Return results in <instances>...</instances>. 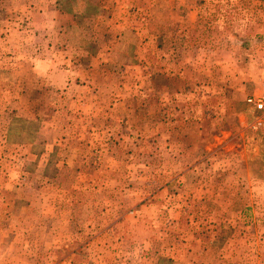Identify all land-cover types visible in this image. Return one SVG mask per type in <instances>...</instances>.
<instances>
[{"label": "rangeland", "instance_id": "1", "mask_svg": "<svg viewBox=\"0 0 264 264\" xmlns=\"http://www.w3.org/2000/svg\"><path fill=\"white\" fill-rule=\"evenodd\" d=\"M183 1H63L82 34L115 6L125 27L117 100L74 102L37 86L29 0H0V264H264V133L246 103L264 91V0ZM154 29L172 77L147 68Z\"/></svg>", "mask_w": 264, "mask_h": 264}, {"label": "crops", "instance_id": "2", "mask_svg": "<svg viewBox=\"0 0 264 264\" xmlns=\"http://www.w3.org/2000/svg\"><path fill=\"white\" fill-rule=\"evenodd\" d=\"M63 1L65 2L66 0H29L27 5H25L26 8H20L22 13L27 12V14H25L26 18H31L33 25L32 32H34L35 36L34 40L37 39L35 50L27 51V53L29 52L28 54L32 56L28 55L26 59L31 62V67L34 71H36V73L39 71L37 68L38 64L40 67L46 66L47 68L45 76H42L40 73H38L41 76L38 77L39 82H37V86H49L50 84V89L53 92L62 91V94L63 90L69 86L68 95L70 96L69 98L74 102H79L80 99L87 102L94 100H97L98 102V99H104L107 97V94L111 96L110 100L116 99L118 90L124 85V80L126 78L123 77L125 75L123 67L124 64L118 59V55H120L121 58L123 55V50H121L119 46L124 44L125 29L124 23H122L120 20L123 19V17L119 12V8L115 6L114 10H111V12L108 14V16H113L109 19L110 21H108L105 15L102 14L96 15L92 19L93 24L96 23V26L99 27H102L103 23H106L108 32L105 31L106 27L103 26V33L101 34L96 33L93 29H85L84 33L82 34L80 32L81 28L78 29L79 27L77 26L79 25L77 24V21H75L83 16L81 9L78 10L76 9L77 7H75V9L70 8L66 11L64 9L65 5L62 4ZM179 1L180 5H182L184 2L183 0ZM104 8L106 9V6ZM65 14L68 15V21H70V24L67 26H63L61 23V21L65 20ZM104 14L107 13L104 12ZM185 14L186 16L181 18L179 22L180 26L177 29L179 31L178 35L180 36H182V34L185 35L187 31H190L189 16H187V13ZM196 16H199L197 12ZM87 18H85V20H87ZM199 19L200 17L196 20L197 28L200 25ZM107 22L109 26H107ZM13 30L14 29H12V31ZM61 35L69 37V42L71 41V44L69 43L68 45L67 42H61L58 39V37ZM157 35L159 36V34ZM157 35L154 29L153 34L150 36L148 35L147 37L149 40V43L147 44L149 46H147L148 48L146 50L148 53V61L146 63L147 68L153 69V74H155L157 69L159 70L160 68H164V71L169 74L167 76L172 77L168 68H172V63L171 61L168 62V59H170L169 54L174 49H170L172 46L168 45H163L164 47L162 48L160 43L157 45L156 43L159 41ZM170 35L172 36V34ZM106 37L110 40L109 43H107V40H101V38ZM79 39L85 40L83 47H81L79 43H75V40ZM98 40L100 42L102 41L103 44H99ZM32 42L33 41H30L29 44L27 43V45H32ZM40 42L42 43V46H38ZM72 42L77 45L72 44ZM65 44L67 45L66 47H64ZM92 46L97 47H95L96 53L93 51L94 49H90ZM142 46L144 45H139L135 48V53L138 54L136 58L138 59L139 63H136L135 60H133V68H136L135 64L139 66L143 65L142 55L145 50L142 48ZM177 46L178 45L176 44V47ZM179 47H181L183 50L185 48H189L186 43H184V45L181 44ZM61 48H66L67 52L69 51L67 54V60H65L66 63L63 62L60 57L55 56V54L60 52ZM177 50L179 53V48H177ZM8 51L11 52L10 50ZM59 59L61 61H58ZM46 63H49V65ZM127 69L128 68L125 70L126 73L128 72ZM55 70L57 71V75H55ZM112 70H114V72ZM50 73H52V76H49ZM68 73V77L66 80H64L63 77ZM154 76L155 75H153V77ZM27 83V80H23L20 81L18 85L21 86ZM147 85L149 87L153 86V78L151 80L150 75ZM155 87L156 86L154 85L153 90L150 88L148 89L147 97H152V95L154 96L152 93H156ZM164 91L165 92L163 94L167 96L169 93L166 92L167 90ZM152 99L154 100L153 97ZM95 107V109L105 108L101 107L99 103H97ZM2 242H4V239Z\"/></svg>", "mask_w": 264, "mask_h": 264}, {"label": "built area", "instance_id": "3", "mask_svg": "<svg viewBox=\"0 0 264 264\" xmlns=\"http://www.w3.org/2000/svg\"><path fill=\"white\" fill-rule=\"evenodd\" d=\"M246 103L255 111L253 130L264 133V91L251 94L247 97Z\"/></svg>", "mask_w": 264, "mask_h": 264}]
</instances>
